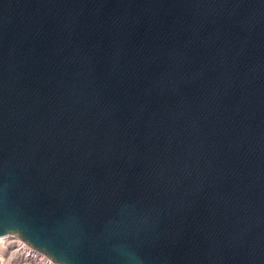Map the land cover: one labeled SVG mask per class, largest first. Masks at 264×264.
I'll return each instance as SVG.
<instances>
[{"label": "water", "instance_id": "95a60500", "mask_svg": "<svg viewBox=\"0 0 264 264\" xmlns=\"http://www.w3.org/2000/svg\"><path fill=\"white\" fill-rule=\"evenodd\" d=\"M55 264H264V0H0V237Z\"/></svg>", "mask_w": 264, "mask_h": 264}, {"label": "built area", "instance_id": "2783aa9c", "mask_svg": "<svg viewBox=\"0 0 264 264\" xmlns=\"http://www.w3.org/2000/svg\"><path fill=\"white\" fill-rule=\"evenodd\" d=\"M13 245H16V248L12 250L11 247ZM21 246H25V247H23L24 250L27 249L23 253L24 256L30 255L31 257H33L31 259H33L34 261L36 260L35 258H37L36 255H38V254H39L38 257H40L41 259L45 258V256L43 254H40L39 252H37L34 249H32L31 247H29L18 236L12 235V236L3 238L0 241V264L2 263V260H6L7 257L10 254H12L16 249H21L22 248ZM18 253H21V252H18Z\"/></svg>", "mask_w": 264, "mask_h": 264}, {"label": "rangeland", "instance_id": "374dc122", "mask_svg": "<svg viewBox=\"0 0 264 264\" xmlns=\"http://www.w3.org/2000/svg\"><path fill=\"white\" fill-rule=\"evenodd\" d=\"M23 247H25V246H22V248H21L22 250H20V249H16V250H17L16 253H17L18 255L21 256L22 260H24V261H23V264H42L44 261H48L49 264H55V263L51 262V260L48 259L46 256H45V258L41 259L40 257H38L39 254L36 255L37 258H35V259H36L35 261H34L33 259H29V258H33V257H31V256H30V257H29V256H24L23 253H24V251L27 250V249L24 250ZM15 248H16V245H13V246L11 247L12 250L15 249ZM11 249H10V250H11ZM7 251H8V250H7ZM18 252H21V253H18ZM40 254H41V253H40ZM10 255H11V254H10ZM10 255H9V256H10ZM9 256H8V257H9ZM8 257H7V258H8ZM27 257H28V258H27ZM26 258H27V259H26ZM41 261H43V262H41Z\"/></svg>", "mask_w": 264, "mask_h": 264}, {"label": "bare ground", "instance_id": "6f19581e", "mask_svg": "<svg viewBox=\"0 0 264 264\" xmlns=\"http://www.w3.org/2000/svg\"><path fill=\"white\" fill-rule=\"evenodd\" d=\"M2 239H3V237H0V241ZM20 250H22V249H20ZM16 252H17V250H15L6 260H2L1 264H23L24 260H22L21 256L18 255ZM29 257H30V255H29ZM29 259H31V258H29ZM41 262H43V261H41ZM42 264H49V262L48 261H44Z\"/></svg>", "mask_w": 264, "mask_h": 264}]
</instances>
